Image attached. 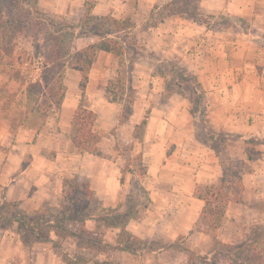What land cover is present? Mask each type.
Listing matches in <instances>:
<instances>
[{"label":"crops","instance_id":"1","mask_svg":"<svg viewBox=\"0 0 264 264\" xmlns=\"http://www.w3.org/2000/svg\"><path fill=\"white\" fill-rule=\"evenodd\" d=\"M169 1L38 0L41 11L72 24L80 22L87 9L95 18L128 21V38L147 57L136 60L127 72L134 101L123 123L124 101L106 98L107 84L116 76L115 58L105 51L95 53L83 96L78 86H66L58 115L48 118L41 129L14 130L0 115V204H16L23 214L57 209L64 194L63 179L73 176L83 178L103 208L116 209L125 201L129 180H122L123 168L112 158L115 142L102 137L97 144L99 156L81 154L69 135L71 116L81 104L95 114L98 135L106 136L118 126L134 130L144 122L138 145L146 170L142 183L151 204L148 217L128 222L126 230L143 239H152L160 231L169 241L185 235L193 248L212 241L202 231H192L204 206L194 193L216 187L222 167L216 151L196 137L193 100L179 93L166 95L165 79L156 65L174 63L196 78L206 98L205 118L211 131L264 139V39L253 33L264 38V0H199V12L204 15L232 16L249 23L246 34L236 27L221 30L184 17L157 21ZM152 12L156 13L150 20ZM74 74L79 79L80 74ZM76 90L79 96L72 99ZM226 144V155L252 170L241 177L242 203L230 202L224 214V221L240 222L252 211L250 204L264 200V145L234 139ZM249 146L261 157L248 161ZM16 228V224L0 228V264H50L51 260L42 263V257L50 255L53 242L36 241L28 248ZM48 234L49 239H57Z\"/></svg>","mask_w":264,"mask_h":264},{"label":"trees","instance_id":"2","mask_svg":"<svg viewBox=\"0 0 264 264\" xmlns=\"http://www.w3.org/2000/svg\"><path fill=\"white\" fill-rule=\"evenodd\" d=\"M29 6L33 16L32 20L36 36L34 38L33 53L28 55L22 51V56L27 55L29 57V60L38 68V74L34 81L27 80L26 78H18V81L25 85L28 92L37 94V100L39 101V105H41L43 115L42 125H44L47 118L56 117L62 107L66 96V87L63 81L66 69H72L80 74L79 87L83 96L97 51H105L116 57H123L125 59L123 63L126 65L125 62H127L125 70L127 69L128 71L131 69L133 63L140 59L136 56L131 59L129 51L141 52L143 53L142 57H147L146 53L137 47L131 38H128L127 35L131 29L128 21L116 20L111 16L95 18L90 15L89 9H87L80 22L77 24H67L63 21L58 22L55 18L50 17L49 14L41 11L38 7V0H29ZM155 13L152 12L150 20ZM173 16L184 17L193 21L204 22L205 24L212 23L217 29L221 30L236 27L243 34H246L249 27V23L236 17L210 16L200 13L199 0H170L161 8L157 21L160 22L165 18ZM8 31L7 22H5L0 11V36L3 42V45L0 46V57L12 58L14 47L11 44L7 46L5 43ZM253 33L257 39H264L257 32ZM95 36L99 37L97 43L88 45L77 52L71 50V40L73 38H92ZM22 56L19 55L14 62L20 65L24 63L25 59ZM160 64L167 67L166 73L156 67L165 79V94L179 93L193 100L192 114L196 126V137L201 143H205L216 151L222 167V177L218 185L205 189V193L198 194L196 191L195 194L196 198L204 202V206L199 214L198 221L192 227V231L200 230L208 236L213 237V247L209 251L208 256L201 257L190 254L186 264H264V222L262 224L243 226L241 228L243 233L242 238L236 243L222 242L214 235L218 232L225 219L224 214L227 205L230 202L242 203L243 188L241 177L252 171L251 167L245 162L235 161L226 155L227 141L230 139L244 140L248 144L256 145L263 142V140L249 135L234 136L211 131L205 118L206 98L196 78L185 70L178 68L174 63L161 61ZM14 69L11 68L10 71L13 73ZM16 75L13 73L12 77ZM117 82L120 95L118 98L113 97L111 101H124L120 116V123H123L128 120L132 112L134 90L130 85L128 77L125 79L120 77ZM115 86L113 82L108 83L106 88L107 93L115 94ZM30 109V112L36 111L33 110L34 108ZM25 116L29 115L25 114ZM95 121V114L81 104L71 116L70 127L75 131V137H73L74 145L81 154L100 155L97 150L100 136L94 131ZM198 125L202 126L203 130L197 127ZM247 151L248 161L257 159L260 155V152L252 148H248ZM136 160L137 164L135 167H138V173L131 168H128L127 172L135 175L137 178L130 184L126 203H121L116 209L103 208L84 183L81 185L82 190L79 187H74L68 190L70 194L68 191L64 192L62 198L64 204L57 210L47 209L23 214L18 210L16 204L1 203L0 228H5V225L11 226L16 224L21 230H28L31 235L29 241L25 239L22 233L19 234L24 246L31 248L34 241H47V238L41 235V228L45 229L46 234L53 232L57 235L56 225H60L62 221L74 218L76 211L75 203L86 202V208H88L90 202L97 201L100 205L98 211L104 214L103 222L105 225L120 229V235L127 237L126 241L118 242L120 247L122 246L124 250L128 249L136 252L143 249L149 250L150 248L147 247L148 243L146 241L136 239L125 230L128 222L142 220L151 204L149 192L142 183L146 170L142 163L141 155H138ZM262 212L264 214V209ZM200 225H203L204 228H201ZM166 247L175 248L173 244L165 245L162 248ZM181 250L184 251L185 249L182 248Z\"/></svg>","mask_w":264,"mask_h":264},{"label":"rangeland","instance_id":"3","mask_svg":"<svg viewBox=\"0 0 264 264\" xmlns=\"http://www.w3.org/2000/svg\"><path fill=\"white\" fill-rule=\"evenodd\" d=\"M0 11L9 28L5 43L7 46L11 44V46L14 47L12 58L3 57L2 55V57H0V115L10 121L14 130H18V128L22 127L30 130H38L43 126V115L41 112V105H39V101L37 100V94L28 92L25 85L18 81V78H26L27 80L34 81L38 74V68L29 60V57L27 55L22 56V51L26 52L28 55L33 53L34 38L36 36L29 0H0ZM49 16L55 18L58 22L63 21L67 24H72L66 22L63 17ZM89 38L90 37L73 38L71 40V50L77 52L80 49L99 41V37L96 36L92 37V40ZM2 45V37L0 36V46ZM19 55L25 59L24 63L21 65L14 62ZM135 56L142 58L143 53L129 51V57H131V59ZM114 58L115 64L112 69L116 77L110 82L115 83L116 88H114V90L116 93H106V98L109 100L113 97L118 98L120 95L117 80L120 77L123 79L128 77L126 73L128 70H125L127 64L125 65L123 63L125 59L116 56H114ZM156 67L161 69L164 73L167 71V67L162 64H158ZM11 68H15L13 73L17 75L14 77H12L13 73L10 71ZM63 81L65 87L67 86L71 89L72 87L78 86L77 88L80 89V75L78 79L72 69H66ZM72 96V99H77L79 91L77 92L76 90ZM30 108H34L33 110L36 111L30 112ZM25 114H28L29 116L26 117ZM197 127L203 130L202 126L198 125ZM74 134L75 131L71 129L69 135L72 140L73 137H75ZM143 134L144 122L134 130L128 125L120 130L118 126L108 132L106 136L99 135L100 140L103 139L102 137H105L107 139L109 138L112 142H115L114 145L116 148L114 149H116V152L113 153L112 156L114 157L112 158L119 161L120 166L123 168L121 173L122 180H129V187L137 177H135V175L127 174V171L129 170L128 168H131L138 173V167H135L137 164L136 157L141 155L142 146H139L138 144L141 142ZM259 139L263 140V142L256 144V146L264 145V139ZM104 143L105 145L112 144L109 141H105ZM248 148L251 147L249 146ZM260 157L261 153L257 159ZM84 183L83 178L78 176L64 178V192L69 189L71 190L74 187H79L80 190H82L81 185ZM68 192L70 194V191ZM194 194H196V192ZM125 203L126 199L122 204ZM63 204L62 199L60 201V206ZM75 206L76 211L74 218L72 220L62 221L60 225H56V231L58 232L57 235L52 232V235L57 237L56 240L49 239V234H46L45 229L41 228V235L46 237L48 242H53L50 247V255L48 253L47 256H43L42 263H46L45 260H51L50 264H186L190 254L201 257L208 256L209 251L213 247V237H210L212 241L209 240L205 247L202 246V243L200 245L199 242L198 248H193L192 246L189 247V245H187L186 240L188 237L185 235H179L173 241H169L160 231L156 233L152 239H143L134 236L125 228V230L136 239L144 242L146 241L148 243L147 247L150 249H143L138 252L128 249L124 250L122 246L120 247L118 245V242L126 241L127 237L124 235L121 236L120 229L118 228L109 227L112 231L108 233V226L103 222L104 214L98 211L100 205L97 201L90 202L88 208H86V202L83 201L75 203ZM250 207V210L254 211V213L248 211L249 215L246 216L244 221L240 222H232L227 218V222L226 220L223 221L218 232L214 234L215 237L225 243H236L242 238L243 233L241 228L243 226L249 224H262L264 222V214L262 212L264 209V200L256 201V203L252 205L250 204ZM252 213L254 214L253 216ZM148 215L149 214L146 212L145 217L142 220L148 217ZM142 220L137 221L140 222ZM5 226L7 228L11 227L9 225ZM200 227L204 228L203 225H200ZM16 231L22 233L28 241L31 239L28 230H21L17 227ZM168 244H173L175 248H162ZM182 248L185 250H181ZM53 254L56 255L55 259L52 256Z\"/></svg>","mask_w":264,"mask_h":264}]
</instances>
